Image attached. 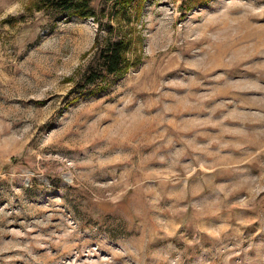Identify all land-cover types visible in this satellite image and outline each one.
I'll list each match as a JSON object with an SVG mask.
<instances>
[{"label": "rangeland", "instance_id": "rangeland-1", "mask_svg": "<svg viewBox=\"0 0 264 264\" xmlns=\"http://www.w3.org/2000/svg\"><path fill=\"white\" fill-rule=\"evenodd\" d=\"M182 1L72 101L96 25L0 0V264H264V0Z\"/></svg>", "mask_w": 264, "mask_h": 264}, {"label": "trees", "instance_id": "trees-1", "mask_svg": "<svg viewBox=\"0 0 264 264\" xmlns=\"http://www.w3.org/2000/svg\"><path fill=\"white\" fill-rule=\"evenodd\" d=\"M211 0H183V10L202 5ZM149 0H99L94 6L91 0H30L26 10L62 13L67 19H91L96 25L91 48L82 55L85 63L76 68L68 94L72 101L98 95L112 82L123 76L138 62L143 43L139 22Z\"/></svg>", "mask_w": 264, "mask_h": 264}]
</instances>
